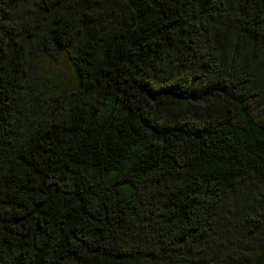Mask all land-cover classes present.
<instances>
[{
  "label": "trees",
  "instance_id": "trees-1",
  "mask_svg": "<svg viewBox=\"0 0 264 264\" xmlns=\"http://www.w3.org/2000/svg\"><path fill=\"white\" fill-rule=\"evenodd\" d=\"M0 264H264V0H0Z\"/></svg>",
  "mask_w": 264,
  "mask_h": 264
},
{
  "label": "rangeland",
  "instance_id": "rangeland-1",
  "mask_svg": "<svg viewBox=\"0 0 264 264\" xmlns=\"http://www.w3.org/2000/svg\"><path fill=\"white\" fill-rule=\"evenodd\" d=\"M66 80L69 81L68 77L64 81H66ZM67 81H66V84H68ZM232 241L235 242L234 240H232Z\"/></svg>",
  "mask_w": 264,
  "mask_h": 264
}]
</instances>
